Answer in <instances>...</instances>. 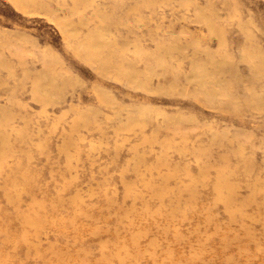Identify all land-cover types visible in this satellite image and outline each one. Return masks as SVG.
<instances>
[{
	"label": "rangeland",
	"instance_id": "1",
	"mask_svg": "<svg viewBox=\"0 0 264 264\" xmlns=\"http://www.w3.org/2000/svg\"><path fill=\"white\" fill-rule=\"evenodd\" d=\"M0 264H264V0H0Z\"/></svg>",
	"mask_w": 264,
	"mask_h": 264
},
{
	"label": "bare ground",
	"instance_id": "2",
	"mask_svg": "<svg viewBox=\"0 0 264 264\" xmlns=\"http://www.w3.org/2000/svg\"><path fill=\"white\" fill-rule=\"evenodd\" d=\"M15 1V0H14ZM16 1H21V0H16ZM16 3V2H15ZM148 3V2H147ZM18 4V3H17ZM21 3H20V7H21ZM27 5H28V3H27ZM210 5H211V3H210ZM207 6V5H206ZM23 7H24V4H23ZM28 7V6H27ZM186 7H187V5H186ZM22 9V8H21ZM248 23V22H247ZM103 41V40H102ZM193 46V45H192ZM195 55V54H194ZM146 63V62H145ZM116 70V69H115ZM53 78V77H52ZM156 90V89H155ZM150 91V90H149ZM253 96V95H252ZM87 115V114H86ZM134 125V124H133ZM188 141V140H187ZM71 178V177H70ZM160 182V181H159ZM75 195V194H74ZM77 195V194H76ZM74 198V197H73ZM230 200V199H229ZM73 201V200H72ZM180 201V200H179ZM157 209V208H156ZM155 209V210H156ZM242 213V212H241ZM245 215V214H244ZM38 228V227H37ZM35 229V228H34ZM39 229V228H38ZM36 230V229H35ZM31 234V233H30ZM33 234V233H32ZM38 235V234H37ZM38 239V238H37ZM40 246V245H39Z\"/></svg>",
	"mask_w": 264,
	"mask_h": 264
}]
</instances>
